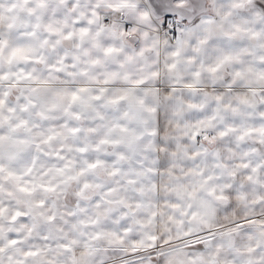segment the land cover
Wrapping results in <instances>:
<instances>
[{"label":"clouds","instance_id":"9594fccd","mask_svg":"<svg viewBox=\"0 0 264 264\" xmlns=\"http://www.w3.org/2000/svg\"><path fill=\"white\" fill-rule=\"evenodd\" d=\"M157 3H162L165 12H172L181 20L189 19L186 28L213 29L219 36L231 22L246 30L245 36L233 42L246 49L241 55L243 63L229 65L220 74L227 78L234 70L245 72V78L239 82V93L229 90L221 93L224 105L234 106L235 112L221 106L223 119L209 121L216 107L210 98L217 95L212 84L220 83L202 67L208 64L212 49L198 54L193 61L188 42L179 49L176 47L179 37L167 43L155 27L158 14L153 0H0V31L6 38L5 46L0 49V76L8 77L0 79V89L12 92L9 99L14 102L16 95H23L33 87L30 81L16 82L18 74L28 72L51 80L43 86L50 96L56 90L70 93L88 89L82 94V102L69 106L65 100L61 107L48 111L46 121L32 117L44 126L67 123L81 129L72 134L66 128H57L61 134L45 151L54 154L62 149L75 162L72 172L67 174L76 175L81 169H85V174L78 181L64 184L65 177L56 169L65 161L56 160L54 155L43 157L37 161L33 175L47 172L43 179L59 185L66 194L37 192L35 197L27 199L49 201L55 206L51 211L58 218L61 211L74 209L76 204L89 207L88 215H92L91 205L96 198L104 188L117 186L118 181L120 194L141 204L133 209L135 215L129 217L131 231L120 236L123 243L112 236L91 240L90 234L99 229L80 224L87 218L85 215L74 218L76 228L72 235L90 245L89 249L76 250L75 258H80L81 250L90 251L88 264H193V260L200 264L201 257L192 255L196 249L187 246L195 241L185 237L186 232L210 241L199 246L205 253V261L215 258L216 264H264V19L255 17V0H246L239 9L233 6L236 0H157ZM142 15L148 18L141 19ZM198 18L199 23L193 25L192 21ZM128 23L132 27L125 30ZM69 33L72 38L65 39ZM18 42L31 49L33 59L41 57L46 63L9 62ZM109 48L115 51L108 54ZM177 50L179 56L174 55ZM64 58L65 63L59 65L64 73L50 72L49 66ZM172 64L176 67L170 68ZM68 72L73 75L67 76ZM197 72L199 78L195 76ZM97 94L101 99L92 100ZM120 96L125 97L120 104L109 103ZM237 96L246 97L247 104L239 103ZM71 113L79 114L80 118ZM9 115L5 111L6 124ZM227 126L236 131L221 139L219 132ZM89 128L96 131L89 132ZM24 132L20 130L21 134ZM196 132L209 139L197 143ZM241 135L243 140L239 139ZM102 140L108 143H101ZM80 148L87 151L80 152ZM162 160L167 161V168L159 167ZM86 161L104 163L88 170ZM245 163L247 168L242 167ZM4 166V179L0 183L6 193L14 190L13 183L7 179V170L9 167L22 170V166L19 161L7 159ZM114 168L120 170V175H110ZM199 172L204 177L194 174ZM207 176L213 179L206 190L199 191L196 200H190L187 194L179 198L178 188L191 191L194 183ZM129 179L135 183L127 184ZM85 183L91 185L85 193L89 199L81 200L77 193ZM226 183L234 186L232 190L236 194L226 192V201L215 200L209 192L216 189L219 194L220 187ZM241 194L243 199L239 198ZM4 201L6 208L0 217V228L5 246L0 256L5 264L9 257L13 264L17 260L20 264L26 259L36 260L26 257L23 248L38 239L41 231L54 233V225L30 213L29 226H35L31 238L24 245L9 248L7 238L18 231L26 233L27 229L22 227V219L10 222L17 205L7 195ZM232 205L235 207L226 213L224 209ZM183 212L189 214L182 215ZM248 217L253 219L242 227L237 226L238 221ZM81 232L88 235L81 236ZM150 236L157 238L159 247H149ZM169 237L170 243H162ZM51 257L53 264H72L73 257L61 248H53ZM147 257H151L150 262L146 261Z\"/></svg>","mask_w":264,"mask_h":264},{"label":"snow or ice","instance_id":"6c2138e0","mask_svg":"<svg viewBox=\"0 0 264 264\" xmlns=\"http://www.w3.org/2000/svg\"><path fill=\"white\" fill-rule=\"evenodd\" d=\"M246 0H236L233 5L235 8H243L245 6ZM153 6L158 14V18L155 21V27L160 32L162 36L165 37L167 43L171 44L172 41H176L179 37V41L176 45L177 49L181 48L184 43L188 42L191 46L192 53L194 54L192 59L196 60L197 55L212 49V56L208 64L202 65L204 70L207 71L211 76L220 80V83L213 81L212 86L215 88L217 95L211 97L210 99L216 105L214 108V114L208 117L209 121L216 120L217 118L223 119L220 116L221 106L224 110L231 108L234 112L237 110L232 105H224V93L226 90L231 92L239 93L241 91V84L239 83L245 78V72L242 70H234L230 77H223L220 74L224 72L229 65L242 64L241 55L246 49L242 45L235 44L233 42L240 40L243 36L247 34L246 30L236 23L228 22L229 26L226 30H221L220 35H215L213 29H205L198 27H188L185 25L190 23L189 19H180L178 16L172 12H165L162 7V3H157V0H153ZM255 17L258 19H264V0H255ZM228 15H231L229 13ZM162 17V20L159 19ZM147 15H142L141 19H147ZM91 23V21H90ZM107 23V21H106ZM199 23V18L197 21H192L193 25ZM208 23H213L208 21ZM132 27V24L128 23L124 25L125 30ZM87 35V33H82ZM72 34L69 33L65 36V39H71ZM45 44L48 41H44ZM6 44V38L3 31H0V49H2ZM115 49H107V53L111 54ZM31 49L26 48L19 44L15 46L9 57V62L21 61L25 63H37L42 64L46 61L41 57H36L33 59L30 55ZM174 55L179 56L180 51L174 52ZM66 58L58 60L56 64L50 65V72H55L57 74H63L64 69L59 65L65 63ZM71 67H75L72 65ZM176 65L172 64L170 68H175ZM251 72V69H248ZM67 76L73 75V73H66ZM195 76L199 78L200 73H195ZM7 76H0V79H7ZM24 81H30L33 87L28 88L24 91L23 95H16L15 101L9 99L12 92H5L0 89V181H3L5 174L4 161H19L22 166V170H17L9 167L7 170V179L13 183L14 190H8L6 193L4 191V186L0 183V217L3 216L6 205L4 201V196L7 195L11 198V201L17 206L13 209L14 214L11 215L10 222L15 223L18 219L23 220L22 227L27 229L26 233L16 232L7 238V246L9 248H15L18 245H24L26 240L31 238L34 225L29 226L28 219L29 214L42 219L49 224L54 225V233L52 231H41L38 239L29 243L23 248V252L26 257H35L36 260L26 259L24 264H53L51 257V252L53 248L63 249L66 255H71L72 264H88L87 257L91 254L90 251L81 250V256L79 259L75 258V251L78 249H89L90 245L87 242L82 243L77 240L72 235V230L76 228V222L74 220L77 215H85L87 218L81 220L79 223L86 228L99 229L90 234L91 240H100L105 237H116L120 243H123L120 236L127 235L131 231L129 217L134 216V208H140L141 204L139 202H131L124 195L120 194L119 182L117 181V186H110L104 188L100 195L96 198L91 208L94 209V214L88 215L89 207L81 206L76 204L74 209H64L59 213V218L57 214L52 213L51 209L55 207L49 201L45 199L40 200H30L29 197H35L37 192L52 193L58 196L65 195V191L60 188L59 185L52 184L50 181H45L43 177L47 175V172H40L38 176L33 174L37 170V161L41 160L43 157H51L54 155L56 160L65 161L64 165L56 171L65 177L63 183L70 184L73 181H78L79 176L85 174V169H81L76 175H70L73 170V164L75 163L70 158L63 154V150H59L56 153H49L45 151V147L52 144L61 133L57 131V128H66L72 134H77L81 131L79 128L69 127L67 123H61L59 125L44 126L39 123V121H46L48 119L46 113L52 111L58 107L64 105L65 100L69 101V106L74 105L77 102H82V94L87 93L88 89H77L73 92H65L63 90H56L54 94L49 95V90L43 87L51 82L50 79L34 77L32 73H23L22 76L17 75V83L23 84ZM191 87L192 85H188ZM167 91V89H165ZM94 101H99L101 99L100 95H94L91 97ZM125 99L124 96L113 98L109 101L110 104L118 105ZM239 103L247 104V98H242L240 96L236 97ZM196 107V105H192ZM5 111L9 113V117H6ZM76 119H79V114L71 113ZM33 116L39 118V121L32 119ZM24 129V134L20 133V130ZM34 129H40L39 131H34ZM89 132H95L96 129L89 128ZM127 131V129H124ZM236 131L235 128L227 126L224 130L219 132V137L223 139L230 133ZM203 139L207 141L209 137L207 135H202L200 132L195 133V140L197 143ZM240 140L244 139V136L239 137ZM101 143H108L107 140H102ZM80 152H86V148L78 149ZM35 153L36 155H33ZM200 153H196L199 156ZM123 159V156L120 157ZM195 158V157H193ZM87 164L88 170H95L97 167L101 166L103 161L96 162H85ZM160 168H167L168 163L166 160H162L159 164ZM242 167L247 168L248 165L242 164ZM201 177H204L203 172L194 173ZM111 176L120 175V170L114 168L110 173ZM232 176L235 177L236 173L233 172ZM213 179L211 176L205 177L202 181H197L192 185L191 191L187 188L177 189V194L180 199H183L185 194H187L190 200H196L199 191L206 190V186ZM248 179L251 181L252 176L249 175ZM135 181L132 179L127 180V184H134ZM91 187L90 184L85 183L82 185L81 190L77 193V196L81 200H88L89 197L85 195L86 191ZM100 188L102 186L97 185ZM234 186L230 183H226L220 187L219 194L216 189H212L209 194L212 195L217 201H226L227 195H235L236 193L232 190ZM227 192V195L225 193ZM19 194V196L17 195ZM240 199L244 196L241 194ZM203 204V202H201ZM191 209L192 205H188ZM232 205L225 208L224 211L231 212ZM113 213H116L115 215ZM188 212H183L182 215H188ZM238 216L241 213H236ZM155 216V213H153ZM253 218L248 217L246 220L238 221L237 226H243L244 223L251 221ZM110 229H114L111 230ZM11 231V230H10ZM62 234V235H60ZM81 236L88 235L84 232L80 233ZM207 236L208 234H203ZM184 236L194 240L195 242L187 245L196 249L192 255L194 257H201L200 264H216L215 258L209 260H203L205 255L199 248L201 244H207L210 241L208 239H201L199 236H194L191 232L184 233ZM180 238V237H177ZM151 244L149 247L155 248L160 245L156 244V237L150 236ZM59 241V243H56ZM171 237L164 239L162 243H170ZM5 240L3 237V229L0 228V253L4 251ZM91 251H94L92 249ZM219 251V250H218ZM135 252V250H134ZM146 261L150 262L151 257L145 258ZM0 264H5V259L0 256ZM8 264H13L12 258L9 257ZM15 264H20V261H15ZM136 264V262H133ZM175 264V262H173ZM193 264H197L193 260Z\"/></svg>","mask_w":264,"mask_h":264}]
</instances>
